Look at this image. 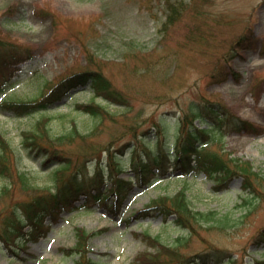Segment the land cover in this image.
<instances>
[{
	"label": "rangeland",
	"instance_id": "obj_1",
	"mask_svg": "<svg viewBox=\"0 0 264 264\" xmlns=\"http://www.w3.org/2000/svg\"><path fill=\"white\" fill-rule=\"evenodd\" d=\"M170 2L183 3L186 8H181L175 22L166 25ZM200 9L208 14H202ZM199 25L206 26L212 34L209 45L192 40L199 34ZM241 37L247 38L246 45L250 42L253 46L243 52L245 60H232L238 74L212 83L211 74L219 59L229 55L234 48L231 44ZM0 38L24 45L30 55L15 70L13 67L14 76L3 84L5 91L0 92V97L36 98L46 82L55 83L75 70L85 69L86 45L100 59L102 72L128 97L123 105L110 99L106 107L119 118L105 119L99 124L101 118L76 109L77 104L91 101L93 89L84 85L72 90L50 106L55 133L67 131L75 120L85 132L97 127L92 138L105 143L122 132L120 129L111 135L122 122H130L134 117L144 120L142 130L156 119L166 118L169 130L165 140L172 144L176 115L189 103H200L202 95L222 101L232 112L257 123L262 130H235L229 122L222 129V144L227 151L248 161L259 174L253 178L252 194L242 191L244 180L240 175L234 176L227 188H219L204 172L184 176L178 170L157 173L153 182L130 190L118 213L88 199L79 200L80 207L61 210L47 237L29 242L20 251L23 258L0 244V264H75L77 255H67L63 247L75 245L78 227L99 232L89 241V255L97 264H133L139 252L150 250L144 241L145 233L160 234L169 245H175L179 236L187 238L179 248L181 263L195 253L216 254L221 250L227 258L234 259V264L264 261V243L259 242L264 235V0H0ZM151 65L153 71L145 70ZM12 70L1 66L0 77L8 78ZM95 101L101 102L102 98L96 97ZM39 114L16 117L0 110V129L19 142L21 132L33 127ZM141 136L139 133L137 137ZM147 138L156 136L151 133ZM120 141L143 149L131 133L124 134L115 145ZM211 146L217 147L213 143ZM102 152L100 149L98 153ZM21 158L18 164L31 174L34 185L56 188L52 166L44 168L41 158ZM74 164L78 167L83 162ZM131 174L130 169L120 173L123 177ZM4 182L9 180L0 177V187ZM183 186L188 187L189 199L196 209L216 210L217 217L229 213L228 224L224 227L219 220H210L198 224L195 233L190 234L173 223L163 226L162 215L132 217L151 198L175 195ZM0 197L1 210L12 198L27 196L13 186L12 196ZM166 254L160 256L159 264H175L177 258Z\"/></svg>",
	"mask_w": 264,
	"mask_h": 264
},
{
	"label": "trees",
	"instance_id": "obj_2",
	"mask_svg": "<svg viewBox=\"0 0 264 264\" xmlns=\"http://www.w3.org/2000/svg\"><path fill=\"white\" fill-rule=\"evenodd\" d=\"M175 3H169L166 25L175 22L180 15L181 8H186L183 3ZM200 11L202 14H208L203 9H200ZM199 26L197 27L199 34L195 35L192 40L209 45L208 40L211 39L212 34L204 28L206 26ZM190 30L195 31L194 28ZM246 39L241 37L236 43L233 42L231 44V46H234L232 51L234 49L242 51L245 48H250L252 43L249 42L246 45ZM86 47L89 48L88 45ZM87 48L85 50L87 67L85 69L75 70L55 83L46 82L40 95L36 98L28 100L12 99L5 102V106L15 110V114L18 116L34 112L40 114L33 127L24 129L21 132L19 142L8 138L5 132L0 129V177L9 180L8 183L4 182L1 185L0 196H12L13 186L24 191L27 196L25 199L12 198V202L3 206L0 210V239L6 243H14L16 239L24 238L25 234L24 232L20 233V227H23L27 214L40 208H46V205H49L53 210H57L68 205L69 201L80 193L92 195L94 190H101L102 184L105 182L103 174L106 167L105 164H102L103 158L99 157L102 155L98 153L100 149H103L102 153L108 155L105 159L111 176L110 192H115L117 195L126 191L135 182L140 184V182L151 181L153 167L162 168L166 166L169 163L168 160L171 157L172 150L176 152V168L185 173L203 170L210 177L216 178L221 184L229 180L234 174H238L244 178L243 188L245 190L252 189L253 178L259 175L258 172L253 170V166L248 161H243L226 151L227 149L223 146L219 137L220 131L218 128L228 121L235 130L256 133L262 130L256 123L242 119L232 112L226 104L213 99L209 95H202L200 103L191 102L180 111V115L176 117L175 122V143L171 146H168L166 142H162L160 138V135H164L165 139L168 137L169 128L166 118H158L149 127L142 130L144 120L134 117L130 122H122L121 127H117L111 135H114L120 129H122V132L105 143H97L92 138V132H95L97 127L85 132L75 120H72L67 131L59 134L55 133L52 130V114L49 108L72 88L90 82L95 93L92 101L79 103L76 105V109L101 118L99 124H102L105 119L117 121L119 117L116 118L115 114L104 105L93 101L96 95H103L118 104H127L128 102V97L118 90L102 72L100 59L95 51ZM28 53L29 48L16 43L13 39L4 41L0 38V66H8L23 60L29 56ZM233 56H235L233 53L229 55L227 53L219 59L218 65L211 74L212 82L221 81L227 77L230 71L229 61ZM135 67L137 69V66ZM147 69L153 71L154 65L145 68V70ZM196 119H199L202 124L207 123L208 126L195 124ZM153 130L157 134L155 147L151 146L153 141L146 142V135ZM126 133H131L135 136V139L141 140L146 146L144 152L137 149L133 150L129 162L120 156L121 149L115 148L117 147L115 143ZM139 133H142L141 137H137ZM212 143L217 147H212ZM96 156L98 157L96 158ZM21 157L28 159L42 157L44 167L52 166L55 169L56 188L52 189L48 185L42 187L34 185L31 174L18 164L19 158L22 159ZM92 158H96L95 166L93 168L86 166V169L83 170L84 162L91 161ZM79 160L83 164L79 165L81 167H75L74 161ZM128 167L133 171V175H130L129 179L126 180L119 173ZM89 172H93V174L90 176ZM11 184H13L12 187ZM104 185L106 187V184ZM158 209L165 214L166 220L171 215H175L174 223L188 227L190 234L195 233L198 224L202 225L210 220L214 222L219 220L225 227L231 220L229 213L217 217L216 210L201 211L194 209L185 187L174 196H161L154 199L153 210ZM142 216H148V213L145 212ZM77 235L79 237L77 245L68 249V253L76 252L81 255L82 259L80 258L77 264H95L93 259L86 256L88 241L95 235V232L80 229ZM144 239L155 250L154 253L153 250L139 252L136 258L137 264H159L158 259L165 253L168 256L176 257L179 262L182 260L179 248L185 245L187 238L177 237L175 245H169L161 235L145 234ZM260 241L264 242V235L260 237ZM218 257L220 258V255L216 256V258ZM191 258L196 261V264H208L214 256L209 252H204L195 253L191 255ZM234 262V259H230L224 261L223 264H234Z\"/></svg>",
	"mask_w": 264,
	"mask_h": 264
}]
</instances>
